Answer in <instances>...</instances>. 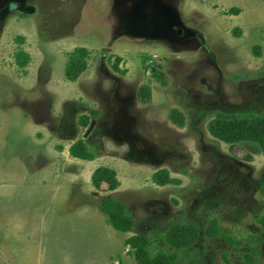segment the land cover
<instances>
[{
    "label": "rangeland",
    "instance_id": "rangeland-1",
    "mask_svg": "<svg viewBox=\"0 0 264 264\" xmlns=\"http://www.w3.org/2000/svg\"><path fill=\"white\" fill-rule=\"evenodd\" d=\"M131 2L0 0V264H137L126 248L135 233L109 223L102 199L124 204L150 227L139 230H164L227 169L247 191L263 178L258 145L232 150L210 134L214 114L198 127L191 119L201 105L230 110L253 105L258 93L264 99V0H176L175 15L188 30L181 39L163 21L149 20L142 6L137 16ZM235 8L239 15L231 14ZM77 48L88 49V68L71 81L66 67ZM19 52L30 56L24 68ZM118 58L125 74L114 68ZM153 65L166 83L155 79ZM143 86L152 90L149 103L139 101ZM92 111L99 117L84 127L81 117ZM174 111L186 117L184 127L172 121ZM82 139L101 155L72 157ZM102 167L116 171V190L94 187ZM161 169L181 184L156 185ZM247 191L249 202L260 201ZM244 214L240 227H225L246 231L254 247L232 251L220 241L214 264H229L225 251H232V264H245V252L264 264V235L253 213ZM213 243L207 240V248Z\"/></svg>",
    "mask_w": 264,
    "mask_h": 264
},
{
    "label": "trees",
    "instance_id": "trees-1",
    "mask_svg": "<svg viewBox=\"0 0 264 264\" xmlns=\"http://www.w3.org/2000/svg\"><path fill=\"white\" fill-rule=\"evenodd\" d=\"M240 13L239 8L231 11L233 15ZM237 34L241 35L242 32L238 30ZM254 52L260 56L262 48L256 46ZM88 55L89 51L86 48H77L71 53L66 67L69 80L77 81L80 74L87 70ZM16 58L17 64L22 68L29 64L30 56L27 53L19 52ZM120 61L121 59L118 58L114 68L125 74V71L119 68ZM152 71L156 80L166 83V75L161 73L158 67L153 65ZM137 95L141 103H149L152 100V90L149 86L141 87ZM261 97L260 93L255 94V99L258 101L253 105H244L240 109L229 110L225 107L216 109L211 105L198 106L193 110L191 123L197 126L201 118L214 114L215 117L209 121V132L214 138L230 145L232 150L238 144H256L264 155V115L259 114L262 109L260 107L264 106V99ZM98 117L99 112L92 111L90 116L81 117V124L87 127L92 119L97 120ZM171 119L180 127H184L187 122L180 111L172 112ZM69 152L72 157L85 161H93L101 155L94 142L83 139L75 143ZM247 159L253 158L249 156ZM92 182L96 189H102L103 184H107L109 191L116 190L120 185L116 171L105 167L98 168L94 172ZM153 182L161 187L181 184V180L172 178L167 169L157 171L153 175ZM246 191L247 183L237 182L227 169L197 195L186 210L187 213H183L182 218L176 215L164 230L158 228L152 231L139 230L141 225H144L146 229L150 227L147 223H140L137 218L130 215L127 206L111 197L101 200L100 209L108 216L109 223L117 231L126 234L135 233L126 241V248L129 254L133 252L137 264H214L216 254L221 249L218 245L220 241L232 251L237 247L250 246L248 249L254 247L256 241L245 235L246 231L238 235L232 232L234 228L231 229V226L225 227L230 222L232 226L240 227L238 225L242 223L245 211L253 213V218L260 225L261 234L264 235V176L259 182L249 184L247 191L250 196L257 195L260 201L253 202L251 197L249 202V196H243ZM156 232L165 235L159 239ZM259 234L260 232L256 235ZM207 240L214 242L210 248L206 246ZM162 242L167 247H162L160 245ZM232 251H225L222 255L229 264H232L230 261ZM242 257L245 264L260 263L256 252H245Z\"/></svg>",
    "mask_w": 264,
    "mask_h": 264
},
{
    "label": "flooded vegetation",
    "instance_id": "flooded-vegetation-1",
    "mask_svg": "<svg viewBox=\"0 0 264 264\" xmlns=\"http://www.w3.org/2000/svg\"><path fill=\"white\" fill-rule=\"evenodd\" d=\"M131 1H133L131 2L132 5L137 4L135 7L137 16H140L138 7L142 6L149 20H159L161 22L163 21V23H165L166 26L169 25V27L173 30V32L176 31V36L178 39H181V37H184L183 35H186V31L188 30L185 27H183V25H181V21L179 20V17L175 15L178 7L176 0H140L139 2H137L136 0H131ZM141 1L144 2L142 5L139 4ZM128 9H131V11L134 10L133 7H129ZM171 25H174V27H172ZM93 121L96 122V120Z\"/></svg>",
    "mask_w": 264,
    "mask_h": 264
},
{
    "label": "water",
    "instance_id": "water-1",
    "mask_svg": "<svg viewBox=\"0 0 264 264\" xmlns=\"http://www.w3.org/2000/svg\"><path fill=\"white\" fill-rule=\"evenodd\" d=\"M17 8H18V5H16V4H12L11 5V9L15 10ZM200 39H201V41L205 42V39H204V37L202 35L200 36Z\"/></svg>",
    "mask_w": 264,
    "mask_h": 264
}]
</instances>
